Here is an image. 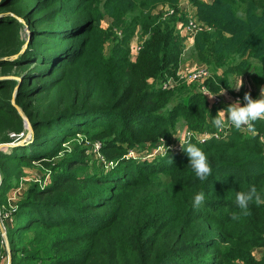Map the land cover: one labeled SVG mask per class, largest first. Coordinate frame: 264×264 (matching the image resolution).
<instances>
[{
  "label": "trees",
  "instance_id": "16d2710c",
  "mask_svg": "<svg viewBox=\"0 0 264 264\" xmlns=\"http://www.w3.org/2000/svg\"><path fill=\"white\" fill-rule=\"evenodd\" d=\"M187 1L193 14L181 0H0V143L28 134L25 117L33 129L0 150L12 264H264V205L244 215L234 203L252 185L264 192V121L214 137L212 120L230 103L211 104L197 83L178 78L187 55L209 68L213 92L243 97L232 86L247 74L261 87L264 0ZM191 18L203 26L193 38ZM172 77L181 83L164 88ZM179 123L207 135L185 142L208 155L205 181L182 147L127 157L139 145H173ZM80 134L99 143L106 165L93 163ZM34 163L46 181L12 202L23 167ZM200 191L204 203L194 207ZM7 256L0 228V264Z\"/></svg>",
  "mask_w": 264,
  "mask_h": 264
},
{
  "label": "clouds",
  "instance_id": "9594fccd",
  "mask_svg": "<svg viewBox=\"0 0 264 264\" xmlns=\"http://www.w3.org/2000/svg\"><path fill=\"white\" fill-rule=\"evenodd\" d=\"M244 86L242 77L236 79V83L232 88L239 91ZM220 94H224L221 92ZM209 98H214L216 95L207 94ZM245 102L243 106L241 101L237 99L227 108L218 111L213 118L212 124L217 129H223L227 124H230L236 130L254 131V123L256 121H264V87H261L258 98H253L251 92H246L243 96ZM182 149L189 157V166L194 171L195 176L200 181L207 180L212 175V165L209 161L208 155L197 144H185L183 138H179ZM173 158L169 159V163H173ZM205 200V193L203 191L197 192L192 200L194 207H200ZM235 205L241 214L247 215L250 204H255L257 207L264 205V192L258 190L255 185L250 186L247 191H238L235 194ZM240 218L237 212L231 214V219L236 221Z\"/></svg>",
  "mask_w": 264,
  "mask_h": 264
},
{
  "label": "rangeland",
  "instance_id": "374dc122",
  "mask_svg": "<svg viewBox=\"0 0 264 264\" xmlns=\"http://www.w3.org/2000/svg\"><path fill=\"white\" fill-rule=\"evenodd\" d=\"M163 8V6H161L160 5V7L158 8V10H161ZM182 8V7H181ZM183 9V8H182ZM157 10V11H158ZM184 10H187V9H184ZM188 10L193 14V10L191 9V7L189 6L188 7ZM173 12V10H170V12L169 13H172ZM192 19V18H191ZM194 19V18H193ZM20 20H22L23 21V19H21L20 18ZM111 23V20L108 18V17H106L105 18V20H103V23H102V25L104 26H108L109 24ZM186 33V32H185ZM187 34H189V33H187ZM188 37L190 36V34L189 35H187ZM140 42V34H138V32L135 34V37H134V40H133V42H132V44H133V47H136V44L137 43H139ZM134 55V54H133ZM188 61H193L191 58H188V56L186 55L185 56V58H184V60L182 61V64H181V66H180V68H179V71H178V74L179 73H181V74H183L184 72H186V71H190V70H192L194 67H193V64H191V65H188V64H186V62H188ZM195 64V63H194ZM199 63L197 62V65H198ZM183 65H186V67H187V69L186 70H181V67L183 68ZM173 78V77H172ZM181 79V78H180ZM173 80H174V82H175V85H174V87L176 86V84L177 85H179L181 82H179V83H177L176 82V79H174L173 78ZM191 81H188V83H190ZM192 82H195V81H192ZM195 83H197V82H195ZM197 85H198V87H199V84L197 83ZM235 85V82L233 83V86ZM174 87H172L171 89H173ZM199 89H200V87H199ZM201 90V89H200ZM210 101H211V104L213 103V101L210 99ZM179 125H180V123H179ZM183 125H182V123H181V125H180V127L178 128V134L175 136L176 137V140L173 142V145L175 144V145H179L180 144V140H179V138H183L184 139V137H185V134H186V131H187V129L186 128H184V127H182ZM243 131H245V132H247V133H250L251 131H248L247 129H245V130H243ZM78 137V138H77ZM76 138V140H77V142L78 143H80V144H83L85 147H86V151H87V154L89 155L88 157L91 159V160H94L93 161V163L94 164H98V165H100V166H104V165H106L104 162H102L101 161V157L98 155V149L96 148V144L98 143V142H96V141H92V140H88L86 137L87 136H85V135H83V134H80V135H78ZM29 139V135H25L24 137H23V139L22 140H20L19 141V143H22V142H24L25 140H28ZM76 140H75V137L73 138V139H71L70 140V142H68L67 143V147H68V150H73V148H74V143H76ZM163 142H165V140H159V142H158V144L159 143H163ZM157 144V145H158ZM157 145H154L153 147H148V148H144L143 147V145H139V146H137V147H135V148H132V149H130V150H136L140 155H141V158H139V159H145V158H147V157H149V158H151V157H153V156H146V154H149V153H151L152 154V152H153V150H154V148L157 146ZM129 150V151H130ZM97 151V152H96ZM92 163V164H93ZM23 171H24V173H23V175L21 176V180L19 181V184L18 185H16V186H14V190L15 191H13V198H11L12 199V202H14V201H17L18 200V194L17 193H23L24 192V189H26L27 188V185L30 183V182H40V183H44L45 181H46V174L48 173L47 172V169L43 166V165H41L40 163H34V164H31V165H25L24 167H23ZM20 189V190H19ZM1 213V212H0ZM9 213V212H8ZM1 220H2V218H1ZM3 222V221H2ZM4 241H5V238H4ZM6 244V243H5ZM259 251V253H262V251H264V250H261V249H259L258 250Z\"/></svg>",
  "mask_w": 264,
  "mask_h": 264
},
{
  "label": "built area",
  "instance_id": "2783aa9c",
  "mask_svg": "<svg viewBox=\"0 0 264 264\" xmlns=\"http://www.w3.org/2000/svg\"><path fill=\"white\" fill-rule=\"evenodd\" d=\"M202 27L203 26H202V24L200 22H197L194 19H189V21L185 25V32L189 33L190 36L193 38L196 35L197 32L202 30ZM140 43H141V41L136 44L135 52H137L141 48ZM209 76H210V70L203 63H199L198 65H196V67H194L190 71H186L183 74H181V73L178 74V78L179 79L181 78V80L197 82L199 84V87H200L201 91L205 92L206 94L216 95L214 98H210L213 101V103L220 104V103L226 102V99L220 93H216V92L211 91L209 89V87L206 85V80L209 78ZM174 85H175V82H174L173 78H169L164 83L163 87L164 88H172V87H174ZM224 91L226 93H229V91L226 90V89ZM234 99H235V101L237 99H239L241 102L245 103L243 101V97H241L239 95L234 96ZM230 126H231L230 124L226 123V126L222 130L218 129L217 131L213 132L212 135L214 137L221 138V137L225 136L228 133L227 131H228V128ZM206 137H207L206 134H204V135L203 134H196V133H194V132H192L190 130H187L183 140H184V142H186V141H188L191 138H197L199 141L203 142ZM99 147H100V145H99V143H97L96 144V148L99 149ZM170 149H172L173 151H179L181 149V143L179 145H166L165 142L159 143L154 148L152 154L149 153V154H146V156H154V155H157V154H165ZM127 157L128 158L139 159V158H141V155L136 150H130L127 153ZM108 164L111 165V166L115 165L114 162H109ZM17 194H19V193H17ZM6 216H8V214Z\"/></svg>",
  "mask_w": 264,
  "mask_h": 264
},
{
  "label": "crops",
  "instance_id": "0c3cea01",
  "mask_svg": "<svg viewBox=\"0 0 264 264\" xmlns=\"http://www.w3.org/2000/svg\"><path fill=\"white\" fill-rule=\"evenodd\" d=\"M181 7L183 9H188V7H189L188 1L187 0H181ZM190 41L191 40H189V42ZM189 44L191 45L192 43H189ZM186 64H188V65L193 64V67H196L197 62L196 61H188V62H186ZM186 69H187L186 65H183V68L181 67L182 71L186 70ZM239 77H242V79L244 81V86L239 91L234 89V92L236 93V92L242 91L243 94H245L246 92L250 91L251 93H254V97H253L254 99L258 98L259 94H260V89H261V87H264V84L261 87L257 86V84L252 80L250 74L236 77L235 78V83H236V79L239 78ZM221 92H223V91H221ZM221 92H219V93H221ZM221 95L226 99V103H230V104L235 102L234 96H237L236 94H233L231 92L226 93L225 91H224V94H221ZM223 109H225V108H223ZM223 109H221V110H223Z\"/></svg>",
  "mask_w": 264,
  "mask_h": 264
},
{
  "label": "water",
  "instance_id": "95a60500",
  "mask_svg": "<svg viewBox=\"0 0 264 264\" xmlns=\"http://www.w3.org/2000/svg\"><path fill=\"white\" fill-rule=\"evenodd\" d=\"M16 107L19 110V112L23 115L21 108L18 105H16ZM25 120H26V127L28 129L27 135L30 136V135H32V132H33L32 125L29 123V120L26 117H25ZM18 144H22V143H13V142H11V143H0V150L1 149H8V148L15 146V145H18ZM1 181H2V174L0 172V184H1ZM0 228L2 231V235L5 238V243H6L7 251H8L7 264H12L11 249L9 248V241H8L7 233H6L5 227L3 225V222L1 220V213H0Z\"/></svg>",
  "mask_w": 264,
  "mask_h": 264
}]
</instances>
